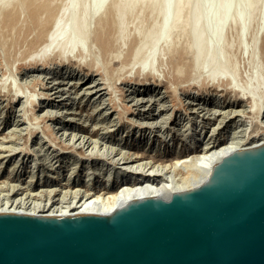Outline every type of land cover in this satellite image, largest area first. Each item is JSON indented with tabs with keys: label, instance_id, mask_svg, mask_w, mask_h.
Wrapping results in <instances>:
<instances>
[{
	"label": "bare ground",
	"instance_id": "obj_1",
	"mask_svg": "<svg viewBox=\"0 0 264 264\" xmlns=\"http://www.w3.org/2000/svg\"><path fill=\"white\" fill-rule=\"evenodd\" d=\"M66 1H67V5L65 9L59 15L56 14L55 16H51L50 18L51 23H49L48 21L49 23L48 25L50 26H48V29L46 30V26H45L46 18L45 17L43 18L42 14L52 12L51 2L44 3L42 2V0H0V22L2 21L3 27L5 28L7 27V25H5L7 23L4 22H13V21L15 22L16 20H18L17 22H19L20 14L22 13V11L24 12L26 10L27 12L24 13L28 15V16L26 15L28 21H25L24 24L27 26L26 23L28 22L29 24L30 22L31 28L29 26V30L31 29L32 32L38 30L37 34H35V36L33 37V40L36 39L39 42L40 39L41 43L39 42L40 44H38V50L35 47L36 50L34 49V52L36 53L33 52L34 55L30 53L29 58L28 56H26V58H28V62H29L28 64L30 66L33 67L41 66L39 72H42L44 70L46 64L48 63V60L52 56L58 59V63L64 64L67 60L72 59L71 56L76 55V57L78 58L79 55V59H78L79 61L77 60L78 61L77 65L81 66L83 64H88L87 58L90 56L88 55L90 51L88 46H89V42L92 39L94 41L91 42L96 41L98 44H101V46L102 44H104L105 50L107 49L106 45L109 44H106L107 42L105 41L104 32L106 26L109 24L110 28L113 27L115 32L117 33L116 40L118 41L119 46L124 43H125L124 45L126 46V43H128V41L126 40H128L130 36H132L133 38V36L135 35L134 37H136L135 39L137 40V45L133 47L134 49L131 51L130 54L131 56L130 68L131 71L135 70L136 75H138V77L156 78L154 72L155 69H157L156 68L157 62L159 64V61H161V59H163L164 61V57L169 58V61H171L170 60L171 58L180 57L179 59H181V56H183L184 54H188L190 55L191 66H193V70H194V71L192 70L193 71L192 73L194 74V75L192 74V76H194L193 80L195 81L197 87L198 86L201 87L206 84H209L212 87H214L213 89L212 87L210 88L212 90L205 91L206 94L205 96L206 97L208 96L209 98L207 100L205 99L202 101L204 102L202 103L203 112L205 109L204 107H207L206 108L207 110L205 109V111H208L209 108L214 111L215 108L221 109L230 106V103H228L230 101H228L227 104H224V103H220V101L217 100L218 99L217 97H220L222 95V94L220 95L219 93L222 92L226 93L229 91L228 93H233L234 94L233 97H235L238 102L241 103L243 101H247L249 103L248 105H250L249 106L250 111L249 110L248 111L249 113H252L254 115V119H257L259 116L264 117V76L260 68L256 67L257 69H255L251 74H249L248 77H246L245 81L243 80L244 83H242L243 81H241L242 85L241 83L239 84L238 78L241 76L240 71H238L239 68L237 69L238 67L237 64H234L231 55L232 46L234 45H230L228 43L226 45V37L228 33L231 30L236 29L237 31L236 45L237 47L243 49L242 44L244 37L247 34V31L253 25L255 19L258 26L264 24V0H66ZM79 1H82V3L80 7H77L76 3ZM233 4L234 7L232 8ZM258 5H260L261 10L257 18H255V11ZM42 7L43 9H41ZM143 13L147 14V17H149L147 23L144 22L143 18H141ZM22 19L25 20V17ZM14 22H13L14 25L11 23L9 25L11 26L13 25L16 27L17 22L16 24ZM21 24L23 23H21L20 21L19 27H17L18 31L19 29H21L20 28ZM26 26L23 28L28 29V27ZM1 28L2 27H0V29ZM14 28L13 27L10 28L11 33ZM44 28L46 31H44ZM15 30H13L14 34H12L11 38L15 37L14 35L17 33V31ZM23 30L24 29L20 30V32L22 31L23 33ZM24 32L26 34L29 31L26 30ZM106 34L107 33H105V35ZM21 36L19 35V37ZM7 37L9 36H6L5 34V38ZM107 38L108 37H106V39ZM112 39H114V36ZM109 40L110 39H107L108 43H110ZM5 42L7 43V40H5ZM2 44L4 45V43ZM104 46H102V48ZM252 46L253 47L251 49V53L249 55V60H248L249 65L254 64L256 61L255 41L253 42ZM118 48L119 47H117V49ZM244 50L245 49H243L242 51ZM110 55L109 58L111 57ZM113 55L115 56L114 59L119 57L117 56V54H113ZM113 55H112V60L114 57ZM98 56H99V52H98ZM96 58L97 57L93 59L92 57L93 60L98 61ZM182 59L184 60V58ZM25 60L27 61V59ZM106 61H107V57H106ZM185 62H187V60ZM97 64H98L97 66H99V63ZM123 64L124 63H122V65ZM162 66L164 67V65ZM180 66L182 67V65L179 66L176 65V67L178 68ZM105 67H107V65ZM105 67L103 72L106 70ZM130 68L129 69L127 68L128 71H130ZM98 70H100V68ZM178 70L180 73L181 69ZM117 71L118 70H116L115 72ZM66 73L67 72H65L63 76H65ZM70 74L68 73L66 75V78L72 77V75L70 76ZM105 74L108 75L106 71ZM122 74L121 76H123ZM124 74H126V72ZM176 75L178 76L177 73ZM182 75H180V77ZM117 78L118 76L116 77V79ZM190 78L188 79L190 80ZM118 80L119 79H117V82ZM177 80L179 81V79ZM106 82L109 81H107L106 79ZM176 84L179 83L177 82ZM4 85L5 83H3L2 88H5ZM12 85H13V81H12ZM109 86L111 89L113 88L111 87V85ZM109 86H107L108 89H110ZM9 87L11 88V86ZM218 87L221 88L219 89ZM2 88L0 89L1 91ZM22 90L24 91L25 89ZM114 90L117 91V88L115 87ZM9 91H12V89H10ZM115 91L113 93H115ZM14 93L15 94H13V96H15L19 100L25 98L22 95L25 96L27 95L26 93L24 94V92L22 93V95L21 93L18 94L17 89L14 90ZM30 95L28 96L30 97ZM34 96L35 94L33 96L31 95L33 99L26 98L24 102L32 105V103H34L35 101ZM114 98L115 96L112 97V100ZM112 100L110 102H112ZM107 101H109V99ZM135 101L137 100L135 99ZM43 104L44 103L42 101V104L39 105L38 111H41L44 109V107H46L43 106ZM231 107H233V105ZM193 108L194 107L190 108L189 110L190 112L187 114H195L194 113L195 110H193ZM27 110L30 111L29 109ZM243 110L241 109V111ZM218 111L220 110H217L216 112L218 113ZM241 111L239 112L241 113ZM184 112H188V111L186 110ZM149 113L150 112H148V114ZM226 113L227 112H225V115L228 116L227 115L228 113L227 114ZM222 115L225 116L224 114ZM34 116L36 118V115H33V117ZM235 118L236 117L229 118V120L226 122L227 125L225 124L223 127H221L222 130L224 128V130L220 132L221 137L227 136L229 138L228 140L222 142L218 138L219 142H216L217 140L216 141L206 140V141H202V143H200L202 140V135L203 134L206 135L208 133V129H206V126L201 123H200L201 127L198 130L196 125H194L195 127L193 126L194 129H189V125H187L188 128L186 130L180 131L181 129L178 127L182 125V121L180 118L172 119V120L168 118H162V121L160 120L159 123L156 122L157 120L151 123L149 121L150 124L161 125L160 126L161 128L163 127L166 128L168 124L173 126L170 128L172 135L177 131H180V133L181 132L185 133L189 130V132L183 134L184 136L189 135V139L192 140H189L188 144H186L187 148H184L182 152H180V150H176L177 154H173V156H169L168 153L169 151H171L170 148L172 150H175L173 149V146L165 148L171 139L170 137L168 139L169 141L168 140L166 141L167 137L171 135L170 134L171 132H167V131H166L167 133L161 134V136H159L161 140L158 141V144L156 146H154L153 148L150 147L151 151L149 152L150 154H148L149 157L145 155L146 154L145 152H142V154L140 155L129 152L125 153L123 149L125 148L124 146L128 144H125L126 140H123L122 138L124 137H122L121 135L118 137L116 136L115 138L112 136H108V137L97 136L98 134L94 136L93 135L86 136V135H77L73 133L66 134V132L65 133L63 132L58 136L57 133L60 131L61 128H63L64 125L63 119H61L63 122L61 121L56 126L52 127V129L50 126L47 127L48 129L46 128L47 129L46 132H48V134L45 137L32 136L31 134L28 133L29 132L28 131L27 134L31 135L32 137L24 138V142H22V145L24 144L23 145L24 148L23 146H19V144H21L19 142L23 140V138H21L20 136H16V137L14 136L12 137L11 135H8V137L0 136L1 137L0 161L1 160L5 161L4 159H6L7 160L6 162L8 163L10 162V164L7 165V167H5L4 169H1L2 167H0V213L10 214L13 212H20V213L35 214V215H68V214H79L85 212H99V213L108 214L116 210L117 208L123 206L127 202L138 198L164 196L170 193L182 192L193 189L206 180V178L208 177V175L212 170L213 164H215V162H217L223 156H226L227 154L238 150L252 148L264 144V130L262 131L254 130L255 132L252 134H246V132H244L243 134L241 132L242 131L241 127H240L241 131H236L239 128L235 129V126L237 125ZM25 119L27 118L25 117ZM36 119L34 120V122L36 121ZM137 121L140 122L139 123L140 125L145 122L143 120L142 123L139 120ZM217 121L223 122V120H220V118H218ZM221 122L216 124H218L219 126ZM238 123L240 122L238 121ZM194 124H196V122H194ZM29 126L31 127L32 125L30 124ZM147 126L149 127L151 125H147ZM218 126L217 127L216 125L213 126L212 132H214L216 128L218 129L219 128ZM176 127L177 129H174ZM256 127L259 128V126ZM142 128L143 127H139V129ZM29 129L32 130L31 128ZM239 133L241 134L239 135ZM165 142L167 143L164 144ZM51 146L53 147L58 146L57 149L55 148L56 151H54V152L58 151V153L56 155L54 153L53 155L54 157L53 156L49 157V155L52 154L51 152H53V151L49 152ZM147 146H150L149 141L145 143V147H143L144 149L142 151H145V149H149V147ZM15 147H21L20 148L21 150L18 151L17 150L18 148ZM94 150H96V152H93ZM88 152L89 154H87ZM65 154H72L75 157H79V160H81L80 165L82 168H83V164L86 163V160L88 159L89 155L91 157L92 156L94 157V155L97 157L100 156L104 157L108 155L111 159H109L110 162L107 164L108 168L106 167L104 169H101L102 171L100 170V172L95 173L97 174V178L96 180L93 178V181H91V177H89L91 176L90 173H88L90 169L87 170L84 167L83 169L87 170L85 172L83 171L84 175L81 174L82 172H80L79 174H75L73 172L75 171L76 168L74 166L76 165L78 166V162H74V164L72 163L73 166L70 169L71 171L67 173L68 176L66 178L64 176V180H62V182L58 179L59 178L58 172H56L57 176H54V179L58 180V182H53L52 181L53 175L51 176L50 174L46 173L44 176L46 177V179L44 180L43 178V180H41L40 178L42 176L41 174V176L39 177L40 181H38L37 183L38 175L35 176L33 174L35 167L31 171H24L23 174L21 173L23 171L22 169H21L22 171L21 170L19 171V168L22 165V162L24 161L23 160L20 163L17 161V158L20 155H21L20 158L21 160L26 156L28 158L31 156L34 157L37 156L35 160L33 159L34 160L33 165L42 163V160L40 158L43 157V161L48 160V162L50 163L48 165L52 167L55 164L54 160L57 159L59 156H63ZM12 159H14V161H12L11 163ZM189 160L190 162H188ZM57 161L58 160H56V162ZM2 162H0V164H3ZM145 170L149 172V173L147 172L148 174L147 177H144L143 180H139V178L137 179L136 177L133 179V176L135 174H137L138 176L140 175V173L146 174V172H144ZM138 171L141 172L138 173ZM25 173H27L29 176L25 175L26 176L25 177L24 176ZM51 173L53 172L51 171ZM73 173L74 176H71V174L73 175ZM34 177H36V180H34Z\"/></svg>",
	"mask_w": 264,
	"mask_h": 264
},
{
	"label": "rangeland",
	"instance_id": "obj_2",
	"mask_svg": "<svg viewBox=\"0 0 264 264\" xmlns=\"http://www.w3.org/2000/svg\"><path fill=\"white\" fill-rule=\"evenodd\" d=\"M42 2H44V3L51 2V4H52V9H51L52 12H49L50 14L49 13H43L42 14L43 18L44 17L46 18L45 22L47 25L45 24V26H46V30H47L48 26H50L48 24L51 23L50 22L51 16H55L56 14L59 15L65 9V7L67 5V1L66 0H42ZM44 3H42V4H44ZM81 3H82V1L77 2L76 6L80 7ZM41 9H43V7ZM260 10H261V7H260V5H258L257 9L255 11V18H257L258 14L260 13ZM24 12H27V11L25 10ZM24 12L22 11V13L20 14L19 22L21 21V23H23V24H21L22 27L20 26L21 29H19V31L17 29V27H19V22H17L18 20H16L15 22L13 21L15 24L17 22L16 27L13 26L14 25L13 22H4V23H7V24H5V25H7V27L5 28L2 26V21L0 22V27H2L0 29V39H1L0 40L1 41L0 42L1 43L0 44V47H1L0 48V56H1L0 57V66H2V67H0V86H1V88H2L3 83H5V85H4L5 88H2V91L0 90V136H2V137H4V136L8 137V135H11L12 137L13 136L14 137L20 136L21 138H23V140H21V142H19V143H21V144H19V146L24 145V144L22 145V142H24V138H28V137H32V136H37V137L47 136V134H48V132H46L48 129L47 127L50 126L52 129V127L56 126L58 123H60L62 121L61 119L64 120V125H63V128H61L60 131L57 133L58 136L60 134H62L63 132L64 133L66 132V134L73 133V134H77V135H86V136L87 135H89V136L93 135L94 136V135L98 134L97 136H106V137L112 136L115 138H116V136L118 137L121 135L122 137H124L122 139L126 140L125 144H128L125 146L123 145L125 147L123 149L125 153L129 152V153H136V154L140 155V154H142V152H145L146 153L145 155H147V156H148V154H150L149 153L151 151L150 147L153 148L154 146H156L158 144V141L161 140L159 138V136H161V134L171 132L170 128L173 127V126L168 124L166 126V128H164V127L161 128L160 127L161 125L150 124L151 122H154L156 120H157L156 122L159 123L160 120L162 121V118H168L170 120L180 118L182 121V125L178 126L181 129L180 131L186 130L188 128L187 125H189V129H194V127H195L194 125H196L197 130L201 127V124L205 125L206 129H208V133H210V134H208V133L206 135L203 134L202 140L200 143H202V141H206V140H208V141H216L217 140L216 142H219L218 138L222 142L228 140L229 138L227 136L221 137L220 132H222L224 130V128L222 130L221 127H223L226 124V122L229 120V118H231V117H236L235 121H236L237 125L235 126V129L239 128L236 131H241L240 130V127H241L242 128L241 132L243 134H244V132H246V134H252L255 131L264 130V125H263L264 117L259 116L257 118L258 121H257V119H254V115L252 113H249V111H250V108H249L250 105H248L249 103L247 101H243L241 103L238 102L236 100V98L233 97L234 96L233 93H228L229 91L226 93L225 92L219 93L220 95L221 94L222 95L220 97H217L218 98L217 100L220 101V103H224V104H227V102L230 101V102H228V103H230V106H228L226 108H221V109L215 108L214 111L211 110L210 108L208 109V111H205V109L207 107H204L205 109L203 112L202 103H204V102H202V101L205 99L207 100L209 98L208 96L207 97L205 96L206 95L205 91L212 90L214 87H212L209 84H206L207 86L203 85L201 87L200 86L197 87L195 81L193 80L194 76H192V74H193L192 72L194 70H193V66H191L190 55H188V54H184L183 56H181V59H179L180 57L171 58L170 59L171 61H169V58H167V57H164V61H163V59H161V61H159V64H158V62H157V65L155 64L156 68H157V69H155V72H154L156 78L138 77V75H136L135 70L131 71V68H130V65H131L130 54H131V51L134 49L133 47L137 45V40L135 39L136 37H134L135 35L131 34V35H134L133 38H132V36H130L131 38L129 37L128 40H126V41H128V43H126V46L124 45L125 43L122 44L123 46L122 45L119 46L118 41L116 40L117 33L115 32V30L112 26H111L112 28H110L108 23H107L108 25L106 26L105 32H104L105 41L107 42V43L106 42L105 43L109 44V45H106L107 49L105 50L104 44H102V46H104L102 48L101 44H98L96 41H95L96 43L91 42V41H94L93 39L89 42L88 48L90 49V51H89L88 55H90V56L87 58V62L89 65L90 64H92V65L89 66L88 64H83V65H81L82 67L78 66L77 64L79 61L78 60L79 55H78V58L76 57V55L71 56L72 59L67 60L64 64L58 63V59H56L55 57L52 56L53 58L50 57V59L51 58L52 59L48 60V63L46 64V67L44 68V70L42 72H39V70L41 69V66L40 67L39 66L38 67L37 66H35V67L30 66L28 64L29 63L28 58L30 56V53L33 55H34V53H36V52H34V49L36 47V49L38 50V44H40L41 41L39 39V42H40L39 43L38 40H36V39H34L35 41L33 40V37L35 36V34H37L38 30L37 31L33 30L34 32H32L31 29L29 30V26L31 28V23L29 22V24H28V22H27L26 23L27 26L24 24L25 21H28V19L26 18L28 15L25 14ZM22 15H24V16H22ZM24 17H25V20L22 19ZM146 17H147V14H144V13L141 16V18L144 19V22L147 23L149 17H147V19H146ZM48 21H49V23H48ZM10 23L13 25L12 26L9 25ZM23 25L28 27V29L23 28V27H25ZM11 27H13V28L15 27L13 30L16 29L15 31H17V33H18V35L16 33L14 35L15 37H12L13 40H12L11 36H12V34H14V31L12 30V33H11V29H10ZM144 27H146V26H144ZM22 29H24L23 33H22V31L20 32V30H22ZM6 30H7V32H6ZM26 30H28L29 32H27L25 34L24 31H26ZM46 30L44 28V31H46ZM111 30H112V32H111ZM43 32H41V33H43ZM21 33L25 34V35H22ZM105 33H107L109 35H107V34L105 35ZM130 33H132V32H130ZM5 34H6V36H9V37L5 38ZM19 35L20 36L22 35V36L19 37ZM113 36H114V39H112ZM106 37H108L107 39H110L109 40L110 43H108ZM17 39H19V40H17ZM5 40H7V43L5 42ZM25 40H26V42H25ZM13 41H14V43H13ZM22 41H23V43H22ZM254 41L256 42V61L254 64L249 65L248 64L249 55L251 53V49L253 47L252 45H253ZM20 42H21V44H20ZM131 42H132V44H131ZM236 42H237V31H236V29H233L228 33V35L226 37V45H227V43L230 45H234V46H232L231 55H232V59L234 61V64H237V66H238L237 69L239 68L238 71H240L241 76L239 75L240 77L238 78L239 79L238 83L240 84L241 81H243V80L245 81L246 77H248L249 74H251L255 69H257L256 67L260 68V70L264 76V24H262L261 26H258L256 19H255L253 25L250 27V29L247 31V34L244 37L243 44H242L243 45L242 48L245 49L244 51H242L243 49L237 47ZM2 43H4V45ZM114 43L116 46L114 45ZM113 45H114V47H113ZM4 47H5V50H4ZM9 47H10V49H9ZM20 47H22V48H20ZM108 47L110 48V51H109ZM117 47H119V48L117 49ZM31 49H32V51H31ZM98 52H99V56H98ZM110 54H112V55L117 54V56H119V57L114 59L115 56L113 55L114 57L112 60V55H110ZM171 54H172V51H171ZM9 55H10V58H9ZM109 55L111 56L110 58H109ZM26 56H28V58H26ZM92 57H93V59H95V57H97L96 59L98 61L93 60ZM106 57H107V61H106ZM182 58H184V60ZM17 59H19V60H17ZM25 59H27V61ZM91 59H92V61H91ZM56 60H57V62H56ZM167 60H168V62H167ZM186 60H187V62H185ZM2 61H4V62H2ZM92 62H94V63H92ZM95 62H96V65H95ZM97 63H99V66H97L98 65ZM122 63H124V64L122 65ZM125 63H127V64H125ZM106 65H107V67H105ZM162 65H164V67ZM176 65L177 66L182 65V67L180 66L178 68V67H176ZM169 66H170V69H169ZM189 66L191 69L189 68ZM93 67H95V68H93ZM97 67H99L101 71L98 70L99 68H97ZM104 67L106 69L105 70L106 73L108 75L110 73L109 76L105 74V71L103 72ZM108 67H109V69H108ZM174 67H175L176 71L174 70ZM71 68H72V70H71ZM127 68L128 69L130 68V71H128ZM90 69H92V70H90ZM178 69H181L180 73H179ZM59 70H60V72H59ZM116 70H118V71L115 72ZM167 71H169V72H167ZM65 72H67V73L65 74V76H63V74ZM125 72H126V74H124ZM68 73L69 74L71 73L70 76L72 75V77L66 78V75ZM103 73H104V75H103ZM131 73H132V76H131ZM176 73L178 74V76L176 75ZM182 73H183V75H182ZM58 74H60L61 76ZM121 74L123 76H121ZM187 74H188V76H187ZM180 75H182V76L180 77ZM41 76H43V77H41ZM105 76H107V77H105ZM117 76H118L117 79H119L118 82L116 79ZM129 76H130V78H129ZM190 76H191V78H190ZM101 78H103V79H101ZM188 78H190V80ZM36 79L38 80V82ZM106 79L109 82H106ZM177 79H179V81ZM12 81H13V85L15 82L14 87L12 85ZM244 81L242 83H244ZM104 82H106V83H104ZM177 82L180 85L176 84ZM205 83H207V82H205ZM242 83H241V85H242ZM109 85H111V87H113V88L111 89ZM9 86H11V88ZM103 86H104V88H103ZM107 86H109L110 89H108ZM170 86H171V88H170ZM115 87L117 88V91L114 90ZM211 87H212V89H210ZM218 88L220 89L221 87H218ZM3 89H5V90H3ZM10 89H12V91H9ZM13 89L14 90L17 89L18 94L21 93V95H22V93L24 92V94L26 93L27 95L26 96L22 95L25 98L19 100L15 96H13V94H15ZM22 89H25V90L23 91ZM172 89H174V90H172ZM110 90L112 91V93ZM5 91H6V93H5ZM90 91H92V92H90ZM114 91H115V93H113ZM10 92H11V94H10ZM42 93H43V95H42ZM30 94L32 96L35 94V96H36V97L34 96L35 101L33 100L34 103H32V105L24 102L26 100V98H32L33 99V97H31ZM45 94H48V95H45ZM28 95H30V97ZM113 96H115V98H114L115 100L114 99L112 100ZM137 98H139V99L142 98V99H140V101H139V99H137ZM108 99H109V101H107ZM117 99H118V101H117ZM135 99L137 101H135ZM111 100H112V102H110ZM42 101L44 103L43 106H46V107H44L43 110L38 111L39 105L42 104ZM155 101H157V102H155ZM232 105H233V107H231ZM30 107L32 110L30 109ZM111 107H113V108H111ZM136 107H137V109H136ZM150 107H152V108H150ZM192 107H194L193 110H195V112H194L195 114H187L190 112L189 110ZM198 107H200V108H198ZM34 108H36V109H34ZM114 108H116V109H114ZM243 108H244V110H243ZM24 109H25V111H24ZM27 109H29L30 111H28ZM241 109L243 111H241ZM186 110L188 112H184ZM217 110H220V111H218V113H217L216 112ZM221 111L227 112L228 114L227 113L226 114L230 117L226 116L225 112L222 113ZM232 111H233V113H232ZM239 111H241V113ZM148 112H150V113L148 114ZM234 112L237 114H235ZM47 113H49V114H47ZM200 113H202V114H200ZM206 113H208V114H206ZM221 113L224 114L227 118L225 116H223ZM52 114H53V116H52ZM198 114H200V115H198ZM203 114H205V115H203ZM33 115H36L37 119L35 118V116L33 117ZM249 115H251V116H249ZM64 116H66V117H64ZM162 116H164V117H162ZM25 117L29 120V122L27 119H25ZM67 117H68V119H67ZM153 117H155V118H153ZM38 118H40V119H38ZM218 118H220V120H223V122L217 121ZM35 119H36V121L34 122ZM224 119H225V121H224ZM238 119H240V120H238ZM66 120H68V121H66ZM137 120L141 121V123L143 121H145L144 122L145 124L143 123V124H141L142 125L141 126L139 124L140 122H138ZM149 121H150V123H149ZM238 121L240 123H238ZM136 122H138V123H136ZM194 122H196V124H194ZM219 122H221L222 125L219 124V126H218V124H216ZM197 123H199V124H197ZM30 124L32 125L31 127L29 126ZM136 124H139V125H136ZM146 124L151 125V126L148 127ZM206 124H208V125H206ZM144 125H146V126H144ZM215 125H216V127L218 126L219 128L217 129L216 127H214L216 129L214 132H212V130H213L212 128ZM138 126L143 127V128L139 129ZM256 126H259V128ZM34 127H36V128H34ZM135 127H138V128H135ZM181 127H183L184 129ZM190 127H192V128H190ZM29 128H31L32 130H30ZM37 128H39V129H37ZM174 129H177V127ZM245 129H247V130H245ZM180 131H177L173 135L171 132L170 133L171 135L168 136L166 139V141H167L171 137L170 141L168 140L169 142L165 148L173 146V149H175V150H172L170 148L171 151L168 152L169 156H173V154H177L176 150H180V152H182L184 148H187L186 144H188V141L192 140V139H189V135L184 136V134L189 132V130L185 133L184 132L180 133ZM27 132L29 134H31L32 136L27 134ZM217 133H218V135H217ZM240 134L241 133H239V135ZM11 136H9V137H11ZM148 141L150 143V146H147V147H149V149H145V151H142L144 149L143 147H145V143ZM33 142H34V140H33ZM166 143L167 142H165L164 144H166ZM52 147L53 146L50 147L49 152H51V151H53V152H51L52 154L49 155V157L50 156L52 157L54 155V153H55V155L58 153V151L54 152V151H56L55 148L57 149L58 146H55L53 148ZM15 148H18L17 149L18 151L21 150L20 149L21 147H15ZM23 148H24V146H23ZM103 151H105V150H103ZM93 152H96V150H94ZM87 154H89V152ZM61 157H63V158H61ZM20 158H21V155L17 158V161L19 163L23 160L24 161L22 162V165L20 166L19 171L22 169L23 171L21 170L22 171L21 173L23 174L24 171H31L35 167L33 174L35 176L38 175L37 183H38V181H40V178H41V180H43V178H44V180L46 179V177H44L46 173L50 174L51 176L53 175L52 176L53 182H58V180L54 179V176H57L56 172H58V177H59L58 179L62 182V180H64V176H65V178L68 176L67 173L69 171H71L70 169L72 168L74 162H78V166L77 165L74 166L76 168H75V171H73V172L75 174H79L80 172H82L81 174L84 175V172L87 171L88 169H90V171H88V173H90L91 176H89V177H91V181H93V178L95 180L97 178V174H95V173L100 172L101 169H104L106 167L108 168L107 164L110 162L109 159H111L108 155H106L104 157H101V156L97 157L95 155H94V157L93 156L91 157L89 155L88 159L86 157V159H87L86 163H85L86 165L83 164V168L85 167V169H87V170H84L80 165L81 160H79V157H75L72 154H65L63 156H59L57 159L54 160L55 164L52 167L50 165H48V164H50L48 162V160L43 161V157L40 158L42 160V163L38 162L39 164H36V165H33V162L37 158V156H35V157L31 156L29 158L26 156L22 160ZM102 158H104V159H102ZM4 160L5 161H3V160L0 161V162L3 161L2 162L3 164H0L1 165L0 167H2L1 169H4L5 167H7V165L10 164V162L9 163L6 162L7 161L6 159H4ZM56 160H58V161L56 162ZM12 161H14V159L11 160V163H12ZM188 162H190V160ZM51 171L53 173H51ZM140 172L141 171H138V173H140ZM144 172H146V174L140 173L139 176L137 174H135L133 176V179L136 177L137 179L139 178V180H143L144 177L148 176V174H147L148 171L145 170ZM74 173H73V175L71 174V176H74ZM159 173H161V172H159ZM159 173H157V174H159ZM41 174H42V176H41ZM25 175L29 176L27 173H25L24 176ZM146 179H148V178H146ZM34 180H36V177H34ZM57 203H59V202H57Z\"/></svg>",
	"mask_w": 264,
	"mask_h": 264
},
{
	"label": "water",
	"instance_id": "obj_3",
	"mask_svg": "<svg viewBox=\"0 0 264 264\" xmlns=\"http://www.w3.org/2000/svg\"><path fill=\"white\" fill-rule=\"evenodd\" d=\"M0 264H264V144L108 214L0 213Z\"/></svg>",
	"mask_w": 264,
	"mask_h": 264
}]
</instances>
